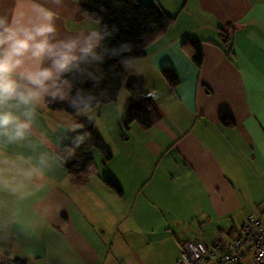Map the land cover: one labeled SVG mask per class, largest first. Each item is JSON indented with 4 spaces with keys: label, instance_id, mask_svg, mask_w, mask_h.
<instances>
[{
    "label": "crops",
    "instance_id": "0c3cea01",
    "mask_svg": "<svg viewBox=\"0 0 264 264\" xmlns=\"http://www.w3.org/2000/svg\"><path fill=\"white\" fill-rule=\"evenodd\" d=\"M140 1L176 20L131 61L137 74L126 73L117 99L98 109L95 128L112 158L91 149L97 172L85 185L56 169L18 206L16 222L0 230V254L17 264H177L181 241H214L250 214L264 219V0ZM63 23L76 31L97 21L70 0ZM187 38L202 43L200 65L182 47ZM164 66L177 76L174 88ZM130 84L151 96L161 118L149 129L132 123L122 137ZM62 113L46 109L41 123Z\"/></svg>",
    "mask_w": 264,
    "mask_h": 264
},
{
    "label": "clouds",
    "instance_id": "9594fccd",
    "mask_svg": "<svg viewBox=\"0 0 264 264\" xmlns=\"http://www.w3.org/2000/svg\"><path fill=\"white\" fill-rule=\"evenodd\" d=\"M70 0H0V230L15 223L18 206L43 192L46 177L63 169L91 140L107 89L103 66L117 60L137 74L135 45L116 39L102 18L76 31L64 27ZM79 11L80 0H71ZM75 14V13H74ZM85 82L90 89L76 87ZM67 109L46 124L52 104Z\"/></svg>",
    "mask_w": 264,
    "mask_h": 264
},
{
    "label": "trees",
    "instance_id": "16d2710c",
    "mask_svg": "<svg viewBox=\"0 0 264 264\" xmlns=\"http://www.w3.org/2000/svg\"><path fill=\"white\" fill-rule=\"evenodd\" d=\"M79 13L87 14L88 17L97 22L102 18L104 23L114 24L119 31L116 39L111 43H117L120 40L132 41L135 45L134 59L143 57L146 53V48L159 36L163 35L176 20L175 15L168 14L153 3L140 0H80ZM220 32V39L227 43V29L220 28ZM201 45V41L193 38H187L182 43L184 50L197 65L202 62ZM103 70L106 73L104 85L107 93L100 101V106L117 99L126 79V72L123 71L117 60H108L103 66ZM160 73L172 88L177 85V76L170 66L162 67ZM76 87L90 89L91 85L85 82L82 85L77 84ZM127 90L131 99L126 103L120 114L119 126L121 131H127L132 123L138 124L143 129L151 128L161 118V112L151 96L135 84H130ZM47 109L54 112L72 111L67 109L66 104L59 103L49 105ZM220 120L225 124L232 123L229 115H223ZM86 130L91 135L90 142L86 147L78 149L65 166L71 183L77 187L85 185L89 178L97 172V165L89 154L91 149H96L100 153L103 162H108L112 158L109 147L96 130L95 125H87ZM121 136L125 137V134L122 132ZM104 182L121 194V189L110 177H105ZM246 218L237 229L229 230L226 234L217 232L214 241H216V235L231 241L239 233V230L246 222ZM259 219L264 221L262 218ZM213 242L210 244H213ZM242 253L243 256L237 264H245L249 260L247 255H252L251 252L245 253V251H242ZM250 259L253 261L252 256ZM14 260L15 264H17V260L15 258Z\"/></svg>",
    "mask_w": 264,
    "mask_h": 264
},
{
    "label": "built area",
    "instance_id": "2783aa9c",
    "mask_svg": "<svg viewBox=\"0 0 264 264\" xmlns=\"http://www.w3.org/2000/svg\"><path fill=\"white\" fill-rule=\"evenodd\" d=\"M242 251L251 252L254 264H264V221L250 214L231 241L216 235L213 244L198 239L179 243L177 264H237ZM0 264H15L8 254L0 255Z\"/></svg>",
    "mask_w": 264,
    "mask_h": 264
},
{
    "label": "rangeland",
    "instance_id": "374dc122",
    "mask_svg": "<svg viewBox=\"0 0 264 264\" xmlns=\"http://www.w3.org/2000/svg\"><path fill=\"white\" fill-rule=\"evenodd\" d=\"M122 132L126 133V131H122ZM101 133L104 135V132H101ZM104 138L106 139L107 143H109L108 140H107V137L104 136ZM92 150H93V152L98 154V151L96 149H92ZM195 238H197L199 240H202L206 244H210L213 241L211 235L205 236V237H199V236H193L192 237V239H195ZM4 254H8L10 257H12L8 252L1 253L0 255H4ZM249 258H251V254L247 255V259H249Z\"/></svg>",
    "mask_w": 264,
    "mask_h": 264
}]
</instances>
